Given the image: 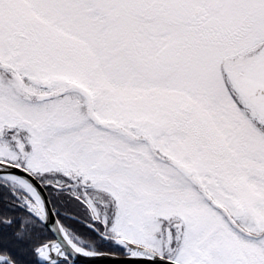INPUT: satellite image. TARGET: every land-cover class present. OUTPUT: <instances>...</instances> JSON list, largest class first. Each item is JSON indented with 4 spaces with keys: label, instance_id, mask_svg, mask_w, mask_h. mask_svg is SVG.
Returning a JSON list of instances; mask_svg holds the SVG:
<instances>
[{
    "label": "snow or ice",
    "instance_id": "6c2138e0",
    "mask_svg": "<svg viewBox=\"0 0 264 264\" xmlns=\"http://www.w3.org/2000/svg\"><path fill=\"white\" fill-rule=\"evenodd\" d=\"M0 264H264V0H0Z\"/></svg>",
    "mask_w": 264,
    "mask_h": 264
}]
</instances>
